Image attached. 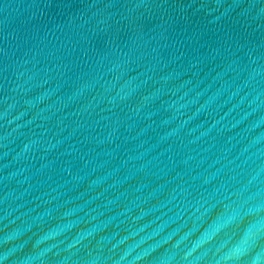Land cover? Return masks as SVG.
I'll return each instance as SVG.
<instances>
[{
  "label": "water",
  "instance_id": "95a60500",
  "mask_svg": "<svg viewBox=\"0 0 264 264\" xmlns=\"http://www.w3.org/2000/svg\"><path fill=\"white\" fill-rule=\"evenodd\" d=\"M0 264H264V0H0Z\"/></svg>",
  "mask_w": 264,
  "mask_h": 264
}]
</instances>
